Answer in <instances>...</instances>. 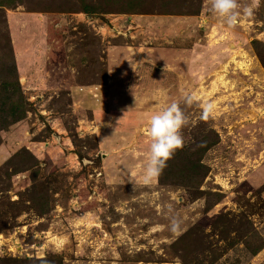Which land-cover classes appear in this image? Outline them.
I'll return each mask as SVG.
<instances>
[{
    "label": "rangeland",
    "instance_id": "374dc122",
    "mask_svg": "<svg viewBox=\"0 0 264 264\" xmlns=\"http://www.w3.org/2000/svg\"><path fill=\"white\" fill-rule=\"evenodd\" d=\"M239 3L229 27L209 0H0V264H264V0ZM188 91L215 115L181 102L133 185Z\"/></svg>",
    "mask_w": 264,
    "mask_h": 264
},
{
    "label": "clouds",
    "instance_id": "9594fccd",
    "mask_svg": "<svg viewBox=\"0 0 264 264\" xmlns=\"http://www.w3.org/2000/svg\"><path fill=\"white\" fill-rule=\"evenodd\" d=\"M239 0H209V11L222 18L229 27H235L239 23L240 9ZM253 8H243L244 15H251ZM181 102L185 106L196 104L201 108V119L207 120L215 115V105L211 102L201 103V97L194 91L184 92L180 100L166 103L154 112L148 120L146 129L147 152L143 165V174L140 181L135 177L130 180L133 185L141 182L149 185L158 177L167 166V161L178 148L183 146L181 130L188 123V117L181 108ZM182 225L181 218L172 213L169 217V228L172 232H179Z\"/></svg>",
    "mask_w": 264,
    "mask_h": 264
}]
</instances>
